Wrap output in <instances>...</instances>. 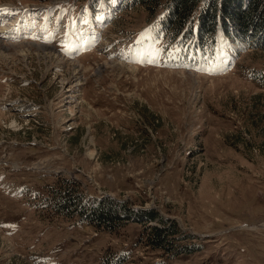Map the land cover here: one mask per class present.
Segmentation results:
<instances>
[{
  "label": "rangeland",
  "instance_id": "374dc122",
  "mask_svg": "<svg viewBox=\"0 0 264 264\" xmlns=\"http://www.w3.org/2000/svg\"><path fill=\"white\" fill-rule=\"evenodd\" d=\"M1 4H55L63 22L46 40L3 32L0 20V264H100L107 250L134 263L264 264V85L250 72L264 68V21L249 32L261 46L241 51L224 37L226 51L216 46L210 60L186 55L178 64L175 51L162 54L167 39L147 33L160 10L129 4L97 27L92 21L110 13L104 0ZM240 4L247 0L228 7ZM91 8L97 17L78 25ZM129 37H140L144 50L132 53L148 62L124 57ZM60 177L92 198L156 209L195 250L169 258L140 243L154 221L112 233L51 213L42 194Z\"/></svg>",
  "mask_w": 264,
  "mask_h": 264
},
{
  "label": "trees",
  "instance_id": "16d2710c",
  "mask_svg": "<svg viewBox=\"0 0 264 264\" xmlns=\"http://www.w3.org/2000/svg\"><path fill=\"white\" fill-rule=\"evenodd\" d=\"M125 1L132 5H142L151 15L154 11L160 10L156 12L155 20H159L167 44L182 45L179 48L185 47L183 50H187V53L191 51L196 55L211 53L212 48L223 46L219 43L223 36L235 40L243 45V48H248L250 45L261 46L259 42L251 44L253 36L249 32H257L262 27L264 18H259V15L262 17L264 13V0H247V4L232 8L228 6L235 0ZM195 24L198 33L194 32ZM218 29L222 36L218 37ZM201 57L203 58L204 55L202 54ZM250 72L254 80L264 85V68L251 69ZM44 190L46 192L42 194V202L53 214L64 218L76 217L96 229L112 233L118 232L128 221H143V223L154 221L157 224L141 229L140 243L159 250L169 258L195 250L196 246L187 242L191 236L183 233L174 220L166 221V217L164 218L156 209L131 208L126 201L106 195L92 198L82 190L77 180L69 177L56 178L55 182L46 185ZM105 252L100 264H146L134 263L135 261L129 259V253L126 251ZM151 264L168 263L158 261Z\"/></svg>",
  "mask_w": 264,
  "mask_h": 264
},
{
  "label": "bare ground",
  "instance_id": "6f19581e",
  "mask_svg": "<svg viewBox=\"0 0 264 264\" xmlns=\"http://www.w3.org/2000/svg\"><path fill=\"white\" fill-rule=\"evenodd\" d=\"M87 13H88V11H87ZM104 17V16H103ZM84 18V16L82 17V19ZM76 21V20H75ZM63 22V20L61 19L60 20V23H62ZM108 23H109V21H108ZM159 20L158 21H153L152 22V25H151V29H149L148 30V32L147 33H153V35L154 36H156V37H159V36H161L163 39H164V33H163V28L159 25ZM144 32H141V35L143 34ZM147 33H145L144 35H142V36H140V37H144V38H146L147 40L149 39L148 37H147ZM132 36H136V33L134 32L133 34H132ZM140 37H138V38H130V39H127V42H128V44H126V48H125V56L124 57H126L128 60H132V61H134V62H141V63H143V62H148V60L147 59H145V53L144 54H137V56L135 55V54H133L132 53V51L133 50H135V48H138V49H141V50H144V45H136L135 44V41L136 40H138ZM224 37H226V36H223V39H224ZM227 38V37H226ZM156 40V39H155ZM228 40H230V41H232L233 42V45L235 44V45H237L238 47H240L242 50L241 51H243L244 49H246V47H244L243 48V45H240L238 42H236L235 40H233V39H230V38H228ZM26 42H29V43H31V41H29V40H25ZM20 42H22V41H18V43H20ZM126 42V43H127ZM17 43V42H16ZM34 44H40V45H45V46H50V47H52V45H49V44H44V43H39V42H34ZM170 44V43H169ZM247 45V44H246ZM179 46H182V45H176V44H173V43H171V47H169L168 46V44L164 47V50L162 51V54L164 55V54H166V53H169L168 51H175V55L177 56V62H178V64H180V63H182V60L184 61L185 60V57H186V55L187 56H191V57H197V56H199V57H201V55L200 54H198V55H196L194 52H188L187 53V50H183L185 47H183L182 49L181 48H179ZM218 46H220V45H218ZM227 44L226 45H223V46H220V48H221V50H219L218 52L219 53H221V51H226V48H227ZM135 47V48H134ZM223 47V48H222ZM149 49H151V48H149ZM188 51H190V50H188ZM233 51H234V53H237L234 49H231L229 52H230V54L231 53H233ZM148 53H153V51L152 52H146V55H148ZM154 54V53H153ZM162 54H159V55H155V58H156V60L158 61V56H162ZM201 54H203L204 56H206L207 55V53L206 54H204V53H201ZM141 56H144V57H141ZM233 57H230V60H231V62H233V60L235 59V56L234 55H232ZM166 57H168L167 55H166ZM207 57V56H206ZM231 65V64H230Z\"/></svg>",
  "mask_w": 264,
  "mask_h": 264
}]
</instances>
